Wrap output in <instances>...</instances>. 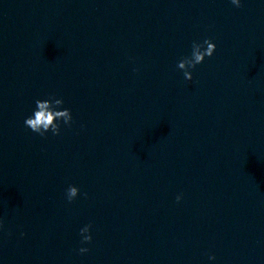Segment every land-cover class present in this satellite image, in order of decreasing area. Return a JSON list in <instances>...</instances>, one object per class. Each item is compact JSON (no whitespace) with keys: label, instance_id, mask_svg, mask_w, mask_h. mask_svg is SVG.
Returning <instances> with one entry per match:
<instances>
[{"label":"water","instance_id":"95a60500","mask_svg":"<svg viewBox=\"0 0 264 264\" xmlns=\"http://www.w3.org/2000/svg\"><path fill=\"white\" fill-rule=\"evenodd\" d=\"M0 264H264V0H0Z\"/></svg>","mask_w":264,"mask_h":264},{"label":"clouds","instance_id":"9594fccd","mask_svg":"<svg viewBox=\"0 0 264 264\" xmlns=\"http://www.w3.org/2000/svg\"><path fill=\"white\" fill-rule=\"evenodd\" d=\"M231 4L239 8L241 6V0H230ZM216 50V44L211 39H204L202 43L193 42L191 55L182 57L178 62L176 67L183 72V77L186 80H192L191 70L195 68L196 65L201 64L206 57H211ZM63 101L61 99H55L49 97L47 99H37L35 101V109L32 115L25 119L24 124L30 128L33 132L40 134L41 136L45 133L51 131L53 135L59 132V121H63L65 125H68L71 120V112L69 109L64 108L62 110H57L62 105ZM78 188L72 185L66 190V196L68 201H72L78 194ZM86 195V194H85ZM180 196H177V201L180 200ZM90 225H85L80 229V234L82 237V243H87L91 241V235L89 234ZM87 248L81 247L79 249L80 253H86ZM208 259L215 260L214 256H209Z\"/></svg>","mask_w":264,"mask_h":264}]
</instances>
